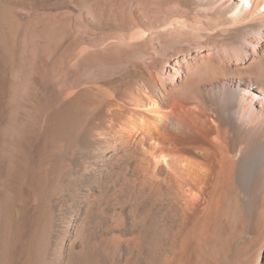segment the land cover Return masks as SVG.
<instances>
[{"label":"bare ground","instance_id":"6f19581e","mask_svg":"<svg viewBox=\"0 0 264 264\" xmlns=\"http://www.w3.org/2000/svg\"><path fill=\"white\" fill-rule=\"evenodd\" d=\"M0 264H264V0H0Z\"/></svg>","mask_w":264,"mask_h":264}]
</instances>
